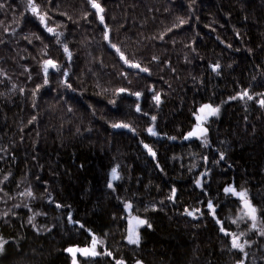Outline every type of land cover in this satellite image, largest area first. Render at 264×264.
Segmentation results:
<instances>
[{
    "label": "trees",
    "instance_id": "16d2710c",
    "mask_svg": "<svg viewBox=\"0 0 264 264\" xmlns=\"http://www.w3.org/2000/svg\"><path fill=\"white\" fill-rule=\"evenodd\" d=\"M34 2L0 0V264H264V0Z\"/></svg>",
    "mask_w": 264,
    "mask_h": 264
},
{
    "label": "snow or ice",
    "instance_id": "6c2138e0",
    "mask_svg": "<svg viewBox=\"0 0 264 264\" xmlns=\"http://www.w3.org/2000/svg\"><path fill=\"white\" fill-rule=\"evenodd\" d=\"M90 3L92 5V7L97 10L98 13L103 12V9L100 7L99 4H97L95 2V0H90ZM28 8L30 9V11L34 15L38 16V18L40 20V23L42 25L46 26V14H41L40 13V11H39L37 5L35 4L34 0H28ZM100 19H101V22H103V17L102 16L100 17ZM47 31L49 33H53L55 30L53 28L48 27ZM105 39L106 40L108 39L107 33L105 34ZM113 47H115V45H113ZM64 51L66 53H68L67 46H65ZM68 54H69V56L71 55L70 53H68ZM122 59H123V56H122ZM125 62L127 63V61H125ZM133 66L134 67H138V65H133ZM56 67H57V65L53 61L45 60L44 61V65H43V71L45 72V75L47 76L49 68H56ZM216 67H218V65ZM213 70L215 71L216 69L214 68ZM142 71H147V69H142ZM45 83H47V79L45 80ZM119 91L123 92L124 89H120ZM135 95L139 96L140 93H135ZM243 95L247 96L248 99H252V97L249 96L246 92ZM241 98H243V96ZM154 99L156 100L157 104L160 102L159 101V96L154 97ZM261 104L264 105V100L261 101ZM139 110H140L139 107H137V111H139ZM218 111H219L218 108H214L211 105H204L201 108V112L202 113L206 112V116H204L203 119H207V116H213V115L218 114ZM153 119H155V117H153ZM197 119L199 121L201 119V117H197ZM113 127H128V125H126V124H117V125H113ZM197 127L199 128V131H200L201 134L206 132V129L200 128L199 124L197 125ZM149 132L151 134L155 135V132L151 128L149 129ZM194 134H196L195 131L193 133H190L189 135H194ZM145 147H147V146H145ZM149 151L151 152V149H149ZM117 178L118 177H117L116 169H113L112 170V179L115 180ZM197 183L199 184V181ZM108 186L112 187V184L109 183ZM174 191L175 190H173V193H174ZM225 192L226 193H232L234 195H238L243 200L244 206L248 209L246 214L249 215L253 220L255 219L256 209L251 207V205L248 203V201L246 199V193L245 192H239L238 193L232 187L225 188ZM28 195H31V193L29 192ZM127 207H130V205H126V208ZM208 207L211 209L213 206H212L211 203H209ZM192 214H193L192 212H188V215H192ZM146 223L147 222L144 221V220L137 219V224L138 225H144ZM218 223H219V221H218ZM148 227H151V225H148ZM221 231H224V230L221 229ZM128 242L132 243V244H138L139 243V235L134 229H130V231H129ZM94 247H95V238H94L93 251L91 253H89L88 250H86V249L85 250H77V251H81L85 255H88V254L96 255V253L94 251ZM232 247L243 250V245L239 243V237H236V236L233 237V239H232ZM0 250H2V247H0ZM68 251L69 252H73L74 250L73 249H68ZM109 255H110V253H109ZM73 264H76L75 260H73ZM118 264H122V262H118Z\"/></svg>",
    "mask_w": 264,
    "mask_h": 264
},
{
    "label": "rangeland",
    "instance_id": "374dc122",
    "mask_svg": "<svg viewBox=\"0 0 264 264\" xmlns=\"http://www.w3.org/2000/svg\"><path fill=\"white\" fill-rule=\"evenodd\" d=\"M204 116H206V112H203V113H202V112H201V108H200L199 111H198V113H197V116H196V124H195V126L193 127V129H192V131H191V133H193V132L195 131L196 134L191 135V139H200V137L204 136V135L207 133V129H206V125H207V123H208L212 118L216 117L217 114H216V115H213V116H207V119H203ZM197 117H201V119H200V120H202V123H201V124L198 123L200 120L198 121ZM198 124H199L200 128L206 129V132H204L203 134H201L200 131H199V128L197 127ZM205 177H206V178L208 177V173H204V174H202V175L200 176V178L198 179L199 184L197 183V185H198L199 187H200L202 184H204ZM198 181H197V182H198ZM233 197L240 201V202H239V205H240L241 203H242V204L244 203L243 200H242L238 195H233ZM247 201L249 202L248 199H247ZM30 210H31V209H30ZM241 210H242V211H243V210H246V208L243 207ZM215 211H216V209H214V208H211V209H210V213H211L212 216H215ZM31 219L34 221V216H32ZM32 220H31V223H32ZM234 236L239 237V243L243 245V250H241V249H237V248H233V247H232V239H233ZM229 238H230V245H231V248H232L233 250L238 251V252H244V251H246V249H247L248 246L246 245L247 243H246V241H245L246 239H245L244 235H242L241 233H238V232H232V233H229ZM91 250H93V245L91 246ZM68 253H70V252L68 251ZM70 254H71V253H70ZM71 257H72L73 260H75V261H77L78 263H80V259L77 257V255H75V254L72 255V254H71ZM85 257H87V256H85V255L82 256V258H85ZM135 264H141V263L138 262V263H135Z\"/></svg>",
    "mask_w": 264,
    "mask_h": 264
},
{
    "label": "flooded vegetation",
    "instance_id": "af4514ba",
    "mask_svg": "<svg viewBox=\"0 0 264 264\" xmlns=\"http://www.w3.org/2000/svg\"><path fill=\"white\" fill-rule=\"evenodd\" d=\"M174 196H175V192L173 193L171 200L174 199ZM143 228H144V225H138L137 220H135L133 223L130 224L129 231H130V229H134L137 233H139V231Z\"/></svg>",
    "mask_w": 264,
    "mask_h": 264
},
{
    "label": "water",
    "instance_id": "95a60500",
    "mask_svg": "<svg viewBox=\"0 0 264 264\" xmlns=\"http://www.w3.org/2000/svg\"><path fill=\"white\" fill-rule=\"evenodd\" d=\"M107 36L109 38V33L108 32H107ZM198 123L201 124L202 123V120H200Z\"/></svg>",
    "mask_w": 264,
    "mask_h": 264
},
{
    "label": "bare ground",
    "instance_id": "6f19581e",
    "mask_svg": "<svg viewBox=\"0 0 264 264\" xmlns=\"http://www.w3.org/2000/svg\"><path fill=\"white\" fill-rule=\"evenodd\" d=\"M111 178H112V175H111Z\"/></svg>",
    "mask_w": 264,
    "mask_h": 264
}]
</instances>
